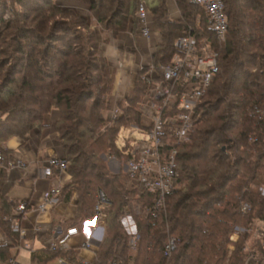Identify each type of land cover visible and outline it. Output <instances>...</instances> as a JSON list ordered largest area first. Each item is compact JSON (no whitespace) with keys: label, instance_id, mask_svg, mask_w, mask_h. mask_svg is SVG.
Listing matches in <instances>:
<instances>
[{"label":"trees","instance_id":"16d2710c","mask_svg":"<svg viewBox=\"0 0 264 264\" xmlns=\"http://www.w3.org/2000/svg\"><path fill=\"white\" fill-rule=\"evenodd\" d=\"M80 1L114 36L125 32L134 18L139 24L136 0ZM174 1L181 14L178 21L170 19L166 0L149 5L160 37L152 57L159 73L154 80L162 79L159 67L171 63L177 37L190 28L197 39L207 40L218 53L220 72L196 109L191 142L178 149L182 188L168 198L160 229L134 214L135 193L129 190L122 167L116 175L107 167L108 156L119 162L126 158L130 144L123 150L117 146L121 129L141 126L140 105L153 87L145 78L147 69L139 71L134 88L118 106L121 115L101 131L107 121L99 108L109 107L103 88L112 81L110 65L100 53L90 26L73 11H64L51 1L18 0L24 15L16 13L17 19L3 21L5 26L0 29L3 39L12 38L11 48L22 62L20 71H10L0 84V149L5 165L9 158L5 144L14 137L27 140L35 129L43 127L50 110L57 108L60 117L55 129L68 161L69 177L61 197L69 201L77 195V213L71 226L94 216L99 190L111 202L106 208V237L92 264L113 260L120 264H223L229 245L235 246L230 264H264V231L249 253L244 249L248 225L254 220L264 224V195L259 191L264 187V0H225L229 31L223 43L210 30L202 8L189 0ZM29 12L32 18L27 17ZM53 12L74 16L84 28L56 21V34L49 32L44 37L41 32L47 29ZM30 19L38 31H32V36L25 33L29 27L21 24ZM51 39L62 42L61 48L49 45ZM50 64L53 69L48 71ZM224 104L231 111L215 115ZM7 179L8 169L0 166V232L14 242L19 236L6 219L19 201L3 193ZM244 203L250 206L249 212L243 213ZM124 204L132 210L141 235L135 251L130 250L129 237L119 223ZM237 226L247 227V231L232 242ZM169 237L179 240L170 260L163 252ZM57 256L80 264L72 249L33 254L32 264H48ZM11 258L10 247H0V264Z\"/></svg>","mask_w":264,"mask_h":264},{"label":"built area","instance_id":"2783aa9c","mask_svg":"<svg viewBox=\"0 0 264 264\" xmlns=\"http://www.w3.org/2000/svg\"><path fill=\"white\" fill-rule=\"evenodd\" d=\"M193 5L203 9L210 30L216 35L219 42L226 40L229 31V21L226 15L225 0H189ZM137 18L141 35L150 40L152 28L149 12L145 4L141 3L137 10ZM176 54L169 65H161L159 71L162 79L153 84L152 73L157 67L151 66L146 73V80L154 86L147 93V105H140L142 114L151 118V126L146 129L147 138L131 143L126 151L123 162L111 155L108 159L118 161L128 177L129 190L135 193L133 212L136 216L149 220L156 229L161 227V219L167 210V200L180 190V174L178 170L179 147L191 142V134L194 129V118L197 107L202 103L207 90L216 80L220 67L218 53L212 49L211 44L203 39L199 40L193 33V29L181 33L176 41ZM141 71L144 68L141 67ZM121 115L119 107L111 111L108 122L110 127L114 120ZM120 165V164H119ZM0 166L18 167L26 169L28 164L19 160L7 161L3 150L0 149ZM120 167V166H119ZM68 161L66 158H49L44 168L46 177H53L55 170L67 174ZM62 187L56 186L50 195H46L37 204L29 201H21L16 205V210L6 220L11 224L13 232L19 236L18 241L6 239L2 247H17L18 249L32 248L27 244L28 232L35 236L43 234L44 229L35 224L32 230L21 227L19 221L25 219L28 213H43L54 207L60 201ZM111 205L106 194L99 190L96 195L95 214L79 226H71L61 235L52 240L49 246L50 252H67L72 248L69 241L72 237L83 234L86 242L81 246L87 249H99L106 237V208ZM243 210L247 207L243 205ZM129 206L123 205L119 223L129 237V248L135 251L141 240L138 226ZM95 232L98 233L94 237ZM99 246H94V241ZM21 243V244H20ZM179 240L175 237L163 244V252L168 260L175 252ZM52 261L55 264H71L65 258L57 256ZM80 264H92L91 261L79 259ZM7 264H16L10 259ZM48 264H51L49 262ZM110 264H120L119 261H111Z\"/></svg>","mask_w":264,"mask_h":264},{"label":"crops","instance_id":"0c3cea01","mask_svg":"<svg viewBox=\"0 0 264 264\" xmlns=\"http://www.w3.org/2000/svg\"><path fill=\"white\" fill-rule=\"evenodd\" d=\"M170 1L171 4L170 2L168 3L170 19L178 21L181 18L180 11L175 1ZM99 41L100 53L108 61L112 72L111 94L109 96L110 108L112 107V100L115 103L114 108H117L120 104H124L129 92L134 88L141 67L147 69L148 73V69L154 66L152 64V56L160 41V37L158 33H153L152 31V38L147 40L138 29H135V26L131 25L127 31L117 36L107 32L100 33ZM150 74H153L154 78L159 76V73H156L155 70ZM152 83L155 84L157 82L154 80ZM39 135L44 139L41 140ZM4 147L9 151V161L17 162L23 160L28 164L26 169L18 167L8 169V174L12 170L20 173V179L15 180L14 186L24 188L27 191L22 197H13L11 196L13 188H10L8 191L5 190L7 189V181L3 188V193L12 201L21 202L26 200L32 205L37 204L46 195H50L56 186L59 185L63 188L68 183L69 177L63 173H59L58 170H55L53 177H46L44 175V168L49 158H65L64 150L59 143L57 135L55 137L50 133L43 132L40 134V132L36 131L25 141L17 137L12 138ZM76 203L77 195L74 193L69 201H65L61 197L58 204L46 212L33 213L30 211L25 219L19 221V224L28 230H32V227L37 224L44 229V232L40 236H35L33 232L29 231L27 244L32 250L10 247L11 259H14L16 264H23L21 260L22 255H24L28 257L29 264H32L33 254L42 255L44 252H50L49 246L52 240L71 227L70 222L75 219L77 213ZM97 235L98 233L95 232L94 237ZM6 239L10 238L0 232V247L4 246L3 242ZM85 242L86 237L81 234L72 237L69 245L75 252L78 260L85 259L92 262L96 257V249L82 248L81 246ZM93 243L94 246L98 247V241L95 240ZM50 262L51 264H55L54 261Z\"/></svg>","mask_w":264,"mask_h":264},{"label":"rangeland","instance_id":"374dc122","mask_svg":"<svg viewBox=\"0 0 264 264\" xmlns=\"http://www.w3.org/2000/svg\"><path fill=\"white\" fill-rule=\"evenodd\" d=\"M47 2L58 5L64 11L71 10L79 18L83 19L87 23L88 27L90 26V28H89L90 32L91 31L95 32L97 39H98L99 46H100L99 34L105 33V32L112 33L111 31H106L101 25L98 24L96 19L93 17V15H92L93 13L90 11L89 7L85 4H83L80 0H47ZM136 2H137L136 3V10L138 9V7L141 3L145 4V6L149 12V19H150L152 31H153V33L154 32L158 33V31L155 29L154 16L152 15V13L150 11L151 8L149 6V5H153V6L158 5L157 0H136ZM166 2H167V4L169 2L171 4L170 0H166ZM0 3H1L0 4V10L2 11V13L0 15V29L2 28L3 21H5V23L10 21V20L15 21V19H17V16H15L16 13H17V15H24V13H23L24 9H22L20 7L18 0H0ZM53 13L49 14L50 17H49V22L47 24V29L43 30L41 32V33H43L42 35H44V37H46L49 32H51V35L53 33L56 34V21L59 23L61 22L63 24L67 23L69 21V25H71V26H73V25L81 26L78 24L79 20H77L74 16L72 17L69 15H60V14H56V13L53 14ZM27 17L32 18L33 17L32 13L29 12ZM134 19H132L128 23V28H129V26L133 25V26H135V29H138L140 31V26H139V24H137L136 20H134ZM21 24L27 28L29 27V29L26 30L25 33L30 34V36H32V34H31L32 31L38 32L36 29L37 24L32 22L31 19L29 21H24ZM3 26H5V25H3ZM52 27L54 28V30H51ZM81 27L84 28L83 26H81ZM77 29L80 30V27H77ZM82 31H83V33L86 32L84 30H80V32H82ZM35 32H34V35L36 36L37 33H35ZM10 33H14V32H10ZM55 37L52 36V39H54ZM52 39L49 40L50 41L49 45H54L53 47H55V48H61L60 46L62 45V42L57 43V42H54ZM12 43H13V41H12L11 37H5V39H3V37L0 36V84L2 83L3 80H5L7 73L10 74V71H12V72H14V70L20 71V69L18 67L22 64V62L20 60V55L17 54V52L15 50H13V48H11ZM59 50L62 51L61 49H59ZM68 59L70 61V59H73V58L68 57ZM152 64H153V59H152ZM52 67H53L52 64H50L48 71ZM149 71H151V70H149ZM155 72L157 73L158 70L155 69ZM20 77L21 76H19V75L17 76V81H19ZM17 83H19V82H17ZM13 87H15V86H13ZM103 91H104V96H103L104 101L106 102V104H108L109 107L107 108V106H105V107L99 108V113L101 114V116L105 117V119L107 121V123L105 124V126L102 128L101 131H104L106 129V127H110V124L108 122V117H109L111 111H113L115 109L114 108L115 103L113 102V100L111 103L112 109L110 108V103H109V98H110L109 96L111 94V83L109 84V86L107 84H105ZM147 102H148V97H146L144 99V101L142 102V105H147ZM89 105H91V104H89ZM227 107L228 106L225 104L222 105L220 107L218 113H215V115H219V114H221V115L226 114L227 115L229 113V111H231ZM59 117H60V111L57 108H53L52 110H50V113L47 114L46 117H44L43 127L40 129H35L32 133L34 134V132H36V131L40 132V134L45 132V133L53 134L56 137L57 133H56L55 127H56V123H57ZM150 126H151V118L146 116L145 114H142L141 126H131V127H125V128L121 129L119 136H118V139H117L118 148L120 150H123L127 144L129 145L131 143H134L135 141H140V140L146 139L147 138L146 129L149 128ZM39 136H40L41 140L44 139L41 135H39ZM17 138H19V137H17ZM57 138H58V135H57ZM59 143L61 144L60 140H59ZM107 161H108V164H107L108 170L112 174H115V175L118 174V171L120 169L119 166H121V163H119L118 161L116 162L114 160H110L108 158H107ZM123 170H124V167H123ZM16 179H20V173L16 170H12L8 174V180H7L8 183L6 185L7 189H5V190L8 191L10 188H13V190L11 191V196L22 197L27 193V191L24 188L14 186ZM259 191H261L262 195H264V187L263 186H261ZM132 204H133L132 206L134 208L135 207L134 202ZM243 205H245L248 208L247 211L242 210L243 213L249 212L250 206L246 203H244ZM243 205H242V207H244ZM248 227L250 228L248 231L249 235H248V238L245 240V243H244L245 244L244 249H245L246 253L250 252L254 243L261 236L262 232L264 231V224L262 222H259L258 220H254L251 225L250 224L248 225ZM246 228L241 227V226L235 227V229L231 235L232 242H237L239 237L247 231ZM234 251H235V246L229 245L227 257H226L223 264H230L231 256H232ZM22 256L23 257H22L21 263L29 264L28 257L27 256L25 257L24 255H22ZM229 256H230V258H229ZM260 259L261 258H257V261H260Z\"/></svg>","mask_w":264,"mask_h":264},{"label":"water","instance_id":"95a60500","mask_svg":"<svg viewBox=\"0 0 264 264\" xmlns=\"http://www.w3.org/2000/svg\"><path fill=\"white\" fill-rule=\"evenodd\" d=\"M98 246H99V244H98ZM229 258H230V256H229Z\"/></svg>","mask_w":264,"mask_h":264}]
</instances>
